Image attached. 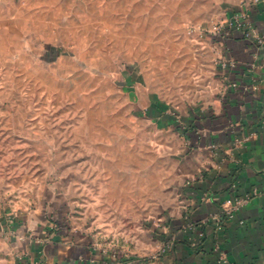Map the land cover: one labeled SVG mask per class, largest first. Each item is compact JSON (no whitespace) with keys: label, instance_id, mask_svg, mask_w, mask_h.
<instances>
[{"label":"rangeland","instance_id":"374dc122","mask_svg":"<svg viewBox=\"0 0 264 264\" xmlns=\"http://www.w3.org/2000/svg\"><path fill=\"white\" fill-rule=\"evenodd\" d=\"M234 1L0 0V215L162 264Z\"/></svg>","mask_w":264,"mask_h":264},{"label":"crops","instance_id":"0c3cea01","mask_svg":"<svg viewBox=\"0 0 264 264\" xmlns=\"http://www.w3.org/2000/svg\"><path fill=\"white\" fill-rule=\"evenodd\" d=\"M225 9L204 104L183 117L202 136L184 156L190 180L167 223L162 264H264V0ZM55 231L37 213L0 215V264H90L84 239Z\"/></svg>","mask_w":264,"mask_h":264},{"label":"built area","instance_id":"2783aa9c","mask_svg":"<svg viewBox=\"0 0 264 264\" xmlns=\"http://www.w3.org/2000/svg\"><path fill=\"white\" fill-rule=\"evenodd\" d=\"M236 20H237V19H236ZM236 20H235V21H236ZM235 21L233 20L232 22L234 23ZM215 31H216V32H218V31L220 32V29L217 30V28H215ZM223 262H225V261H223Z\"/></svg>","mask_w":264,"mask_h":264}]
</instances>
